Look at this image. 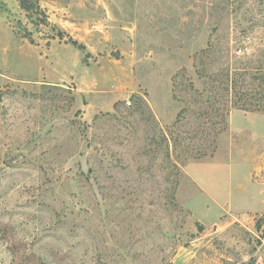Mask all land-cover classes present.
<instances>
[{"label": "rangeland", "instance_id": "rangeland-1", "mask_svg": "<svg viewBox=\"0 0 264 264\" xmlns=\"http://www.w3.org/2000/svg\"><path fill=\"white\" fill-rule=\"evenodd\" d=\"M36 1L0 0V264H264V0Z\"/></svg>", "mask_w": 264, "mask_h": 264}, {"label": "trees", "instance_id": "trees-1", "mask_svg": "<svg viewBox=\"0 0 264 264\" xmlns=\"http://www.w3.org/2000/svg\"><path fill=\"white\" fill-rule=\"evenodd\" d=\"M18 1L21 9H23L25 12L32 11L34 8L38 7L37 1L35 2V0H18ZM69 43L73 44L74 46H76V48L80 50L83 48V45L77 43L75 40L74 41L70 40ZM255 228L256 231H260L261 236L264 237V213L256 219Z\"/></svg>", "mask_w": 264, "mask_h": 264}]
</instances>
